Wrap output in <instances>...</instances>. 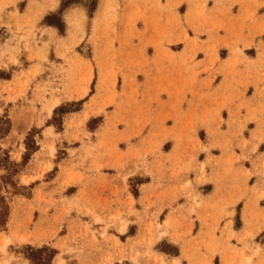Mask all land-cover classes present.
Instances as JSON below:
<instances>
[{
  "label": "crops",
  "instance_id": "obj_1",
  "mask_svg": "<svg viewBox=\"0 0 264 264\" xmlns=\"http://www.w3.org/2000/svg\"><path fill=\"white\" fill-rule=\"evenodd\" d=\"M35 1L42 2L0 0V42L11 35L7 22L11 24V30L16 31V18H9L8 13L17 9L22 14L17 20L22 27L17 32L19 35L26 28L29 15H32L29 6L32 10L37 7ZM60 1L57 0L54 8L43 11L35 21L37 26L47 27L46 31H54L52 40L65 36V15L71 9H81L84 14L86 12L81 5L65 8L61 13L65 31L60 33L57 27L42 21L46 14L59 8ZM151 1H136L134 16L138 20L135 22L134 34L128 32L132 24L126 15L116 24L118 35L126 40L119 50L123 52L121 60L126 74L123 88H128L133 73L137 72L142 76L139 82L141 85L138 105L143 104L144 108L148 105L153 107L151 124L146 125V131L139 134L143 126L137 121L143 112L135 113V108L125 115L127 123L114 130L111 126L117 116V107L110 109L107 114L110 119L109 131L103 134L106 129L100 130V127L104 128L105 117L97 127L90 128L88 123L101 116V112L96 111L98 104L92 102L97 93L96 86L94 91H90V84L86 96L79 98L83 99L79 109L65 112L63 115L62 129L46 123L53 110L43 123L37 124L36 115L31 123L30 127H39L42 136L46 127H52L56 137L47 136L44 140L53 142L55 152L59 141H67L62 137L65 130L68 136L77 133L84 144L80 139H70L68 142L71 145L65 148L66 151L62 153L64 156L56 160L48 155L46 149L41 152L39 146L16 173L15 184L22 191L11 194L10 198L6 197L7 205L4 211L1 212L0 207V216L4 217L0 233L7 239L3 244L7 241V248L14 250L16 256L26 259L27 264L29 259L21 252L23 247L49 245L55 250L53 259L60 252L59 246L63 243L82 247L83 262L86 259L99 258L97 251L91 248L100 246L115 256L113 264L118 261L119 264H160V257L165 264H174L173 259H177L179 264H225L227 261L239 264L242 250L249 254L258 247V254L252 257L249 264H264V197L260 195L264 191V0H211L206 5L202 4L205 7L203 15L196 14L198 6L193 0H182L173 7L172 10L178 12L180 20L185 24L189 37L194 36L190 32L195 31L192 27L198 24L202 29L198 30L202 34L198 35L200 40L212 39L214 42H220L216 50L217 59L213 65L211 88L200 98H188L180 108L172 97L163 94L166 80L163 72L172 67L176 69L172 64L164 63L165 60L162 59L165 52L159 47V41L164 34L163 27L167 26L166 10L160 7V4L166 8L168 5L165 0H160L159 4L156 1L151 4ZM99 2L100 0L97 1L93 15ZM202 5L199 6L200 9ZM180 6L183 10H180ZM248 11H254L252 17L250 16L252 22L247 18ZM102 33L103 28L99 31L100 35ZM178 35L182 37L183 32H170L169 45L183 43V40H178ZM166 36L167 33L164 34V37ZM15 41L16 39L13 42ZM28 41L31 48L35 49L31 38ZM235 45L240 52L234 50L232 46ZM17 46L18 51L13 54L18 62H11L6 54L0 64V118L7 119V129L0 136V145L15 139L16 136L12 134L14 117L27 109H19L21 96L12 98L18 92L19 85L28 80L26 93L30 95L36 83L41 85L45 82L42 76L48 68L46 63L42 62L43 69L32 77L31 71L40 61L36 58L29 59V50L24 47L23 41H19ZM138 49L144 56L137 52ZM247 50L253 51L248 54ZM51 51L53 50H50V53ZM170 52L176 59L182 50L170 48ZM196 56V61L206 58L200 49L196 51ZM21 60L23 65L20 64ZM125 60L128 65H125ZM162 77L165 78L163 82ZM247 79L252 83H247ZM238 91L244 95H239ZM125 99L123 97V104ZM76 100L62 98L60 104ZM129 101V104H135L132 100ZM85 111H88V116L80 122ZM188 120L197 122L198 129L205 131L210 127L213 130L207 142L208 151H198L196 162L190 163L187 162L186 152H183V141L177 140V136L183 135L182 126ZM69 122L71 124L66 126ZM16 123L18 128V119ZM29 129L22 137H25ZM98 130L101 134L95 135ZM84 132L89 136H85ZM156 133L160 134L159 138L167 133L169 135L160 140L159 150L152 156L145 151L146 140ZM125 135H128L127 140ZM20 139L15 142L17 147L20 145ZM213 141L220 143L223 148L212 143ZM167 144L169 146L165 148ZM68 149L72 150L71 155ZM25 150L24 147L19 151L16 162L21 161ZM144 155L146 164L140 161ZM36 156L38 161H51L52 166L41 178L32 179L25 184L27 179L21 183V175L35 173L29 171V166L34 164ZM120 157L127 168L133 162L136 164V169L133 168L134 171L125 177L126 190L122 188V179L116 177L117 161ZM68 159L72 160L73 169L80 173L81 180L62 186L55 180L61 172V166L66 164ZM201 162L204 163V176L197 180ZM145 165L151 170V174L144 173ZM52 170H55L53 177H47V173ZM2 171L0 169V175ZM135 176L147 177L137 183L136 195L130 191L128 184L129 178ZM1 187L4 188L0 177V191ZM128 194L132 196L131 208L136 214L128 212ZM69 203L74 206L66 212ZM147 208L149 212L146 217ZM86 209L93 210L103 220L93 221L92 215L85 212ZM116 210L122 212V217L129 219L124 232H118L115 227L109 225L106 233L102 234L108 216ZM237 217L238 225L235 224ZM165 219L169 221L166 227L168 233L149 244L141 230L144 224L148 221L159 222L162 223L163 229L166 226L163 224ZM85 223H89L93 228L94 240L91 231L86 230ZM37 228H40L44 239L39 244H29V236L31 237V233ZM230 232L234 235L228 236ZM83 233L86 235L83 236ZM113 237L118 238V244ZM163 240L175 246L176 252L168 253L158 249L157 245ZM119 254H123L120 259ZM133 255L135 260L130 259ZM74 262L80 264L76 257Z\"/></svg>",
  "mask_w": 264,
  "mask_h": 264
},
{
  "label": "rangeland",
  "instance_id": "obj_2",
  "mask_svg": "<svg viewBox=\"0 0 264 264\" xmlns=\"http://www.w3.org/2000/svg\"><path fill=\"white\" fill-rule=\"evenodd\" d=\"M98 0H79L77 3H71L68 7L74 5H81L86 11L85 14L81 9L73 8L69 11L65 17L67 22V29L66 34L63 37H57L56 40H52V35L54 31L50 29V31H46L47 27L45 26H37L36 20L40 16V14L45 11L47 8H54L57 5V0H42V2H36V9L32 10L31 6H29V12L32 11V15H29V20H27L26 28L23 30L22 33L19 35L17 34L18 31L22 29L21 25L18 23V17L22 16L18 12L17 9L14 12H9V18H16V31L14 32L11 30V24L8 22L7 28L11 32L9 38L5 39L3 42H0V64L3 63L2 58L7 54L8 59L13 62L17 63V57L13 54L14 51H18V42L23 41L24 47L29 50V59L36 58L39 64H36L35 69L31 71L32 77L36 76L40 70L43 69L42 62H45L48 68H46V74H43V78L45 82L41 85L36 83L32 92L29 94L26 93L28 80L24 81L19 85L18 92L15 96H21L22 100L19 103V109H23L26 107L27 109L22 113L18 114L14 117V127L12 134L15 139L12 141L2 142L0 145V169L3 170L2 174L0 175L1 180L3 182V186L6 189L1 187V195L0 197V207L1 212L5 210L7 205V198H10L11 194L17 193L22 191L20 187L15 184V177L16 173L21 168V164L30 158L31 153L36 150L39 146H41V152L46 149L48 155L53 156L54 160L63 157L66 147L71 145L68 141L70 139H82L78 136L77 133H74L68 136L67 131H64L62 137L66 138L67 141H59L57 152H55V146L53 142H46L44 140L45 137L51 136L55 138L56 135L52 130L51 126H48L43 131L44 136L40 135L39 127H30L31 123L36 115V122L37 124H41L44 122V119L51 115L52 110L53 114L50 118L47 119L46 123L53 124L57 129H62V117L65 112L77 110L79 109L80 104H78L79 98H83L86 96L88 92V85L90 84V91H94L95 86L97 93L94 96L95 102L98 104L96 111L101 112V116L96 119L91 120L88 123L90 128H95L100 122H103V118H106L104 128L100 127V130L106 129L103 131L105 134L110 129V119L107 118V114L109 110L117 107L118 112L117 116L115 117L114 121L112 122V126L114 130L116 127H121L126 124V119L124 118L125 115L127 116V112L132 108H135L133 112H143V115L140 116L139 121H137L141 127L139 130V134L143 131H146V125L151 124V114L153 107L148 105L144 108V105H138V99L140 94V85L141 83V75L137 74V72L133 73L131 80L129 81V86L127 89L124 90L123 86L126 81V74L124 72V64L123 60H121L122 51H119L123 43L126 41L125 39L121 38L118 35L116 24H119L126 15L130 20L131 24L128 28V32L134 34L136 29L135 22L136 19L134 16V7L136 5V1L139 0H100L98 4V8L94 12L89 10L96 4ZM144 1L149 0H142ZM156 1L158 4L160 0H152L151 4ZM182 0H165L167 6L160 4V7L165 8L166 10V24L167 26L163 27L164 34L167 33V36L164 37V34L159 41V47L164 50V56L162 60H165L167 64H172V66L176 67L163 72V75L166 77H162L163 82L165 80V88H163L164 95L167 97H172L174 99V103L178 104V107H182V103L188 100V98L192 97H202L204 94L211 88L212 79L211 76L214 73L213 65L215 60L217 59L216 50L220 45V42H214L212 39L200 40L198 35L201 36L198 32L202 31L201 27L198 24H195L192 28L195 30L193 32V37H189L186 31V26L180 20V15L177 11H173V7L179 4ZM192 1V0H189ZM213 1V0H212ZM215 1V0H214ZM193 2L198 6L196 10V14L203 15L206 5L211 2V0H193ZM203 4V5H202ZM202 5L200 9L199 6ZM180 10H183L182 6H180ZM247 18L252 22L253 13L248 11ZM89 14L92 16L91 25H90V17ZM1 22V18H0ZM133 22V23H132ZM187 22V21H186ZM103 28L102 35L99 34L100 29ZM180 30L183 32V36L180 37L178 35V40H183L182 44L177 45H169L171 39L169 38V34L172 31ZM36 34H39L37 36ZM179 37L181 39H179ZM33 41L35 45V49L31 48L29 39ZM210 38V36H208ZM14 39H16L15 42ZM235 51L240 52L241 50L235 45ZM231 47V48H232ZM170 48L172 49H181L182 52L179 53V56L174 59L173 53L170 52ZM140 49V48H139ZM138 49V50H139ZM200 49L205 53V57L202 60L196 61V51ZM50 50L51 51L50 53ZM189 50L190 52H186ZM253 50H247L248 54L252 53ZM141 55V50L137 51ZM195 53V54H194ZM171 55V56H170ZM144 56V55H141ZM23 65V61L20 62ZM20 65V67H22ZM125 65H128V61L125 60ZM94 76V77H93ZM93 77V79H92ZM41 79V78H40ZM93 80V81H91ZM251 82L247 79V83ZM239 95H244L243 92H239ZM123 97L126 98L124 104ZM62 98H67L76 101H70L67 103L60 104ZM56 102L53 104V101ZM132 100L135 104H129ZM53 104V105H51ZM60 104V106H59ZM52 106L49 112H46L45 109L47 107ZM58 106V107H57ZM45 107V109H44ZM57 107V108H56ZM55 109V110H54ZM88 116V111L83 113L80 122L84 120ZM19 120L18 128L15 127L16 120ZM69 123H66V126H69ZM186 125V126H185ZM149 127V126H148ZM7 128V119L1 117L0 118V136ZM28 133L25 137H22L25 131L28 129ZM183 128V135L177 136L178 142L183 141V152H186L187 162L190 163L192 161L196 162L197 156L196 153L198 151H208V140L210 139L213 130L210 127H207L204 130L197 128V122L188 120L184 122ZM16 129V130H15ZM145 129V130H144ZM100 130L95 135H100ZM138 132V131H136ZM85 136H89L88 133L84 132ZM169 134H165L164 136L160 137L159 133L153 134V136L148 140H146L147 148L146 153L151 154L152 156L156 151L159 150L158 145L160 140L165 139ZM58 136V135H57ZM21 138V139H20ZM19 140L20 145L16 146V141ZM128 139V135H125V140ZM244 141V140H243ZM213 141L212 143H214ZM246 141H244L245 143ZM207 143V145H206ZM82 144L83 141H82ZM219 147L223 146L216 142L214 143ZM169 144L165 145L167 148ZM25 147L24 154L22 155V159L20 162H16L15 159L19 158V151ZM70 155L72 154V150L68 149ZM24 157V158H23ZM202 155H199L201 158ZM72 158V157H70ZM134 159V158H131ZM140 161L145 162L146 164V156L140 158ZM34 164L29 166V171L35 172L33 175H21L20 182L24 183L23 181L28 183L32 179L41 178L43 173L52 166V162L49 160L38 161L37 156L34 157L33 160ZM63 166H61V172L58 177H56L55 182L62 186H66L75 182H79L81 180L80 173L74 171L73 163L71 159H68ZM68 163V166H67ZM117 178L122 179V188L126 190L125 185V177L127 174L133 172V168L136 169V164L133 162L128 168L124 166V161L122 157L119 158L117 161ZM56 169V167H54ZM199 177L197 180H201L202 176H204V163L201 162L199 165ZM143 171L144 173L151 174V170L144 166ZM55 174V170L50 171L47 173V177H53ZM26 178H22V177ZM145 178L143 176H135L129 178V189L130 191L136 195L137 194V183L142 182ZM261 196L264 197V191L260 193ZM132 196L128 194V203L129 208L128 212L131 214H136V211H133L132 206ZM193 201H196V198H193ZM74 206V204L69 203L66 212H68L69 208ZM77 206V203L75 204ZM88 214L92 215V219L95 222H101L103 218H101L98 214H95L93 210H87ZM149 212L147 208V213ZM4 217L3 215L0 216V226L3 224ZM244 221L247 222L246 218L244 217ZM129 219L122 217V212L116 210L115 213L110 214L108 216L107 222L103 226L102 234L106 233V228L109 225H112L116 228L118 232H124ZM162 223L159 222H147L144 224V227L141 229L143 231V235L145 239H148V243L151 244L155 240L161 238L163 235L168 233L167 226L169 224L168 219L163 220L164 228L161 229ZM235 224H239L238 217L235 219ZM85 228L89 232L91 231V235L93 240L95 239L93 235V228L89 223H85ZM71 229V226H69ZM87 233V232H86ZM247 235H251L250 232H246ZM83 236L86 234L83 233ZM229 235H234V233L230 232ZM0 264H27V260L16 256L14 254V250H9L7 248V241L5 245L3 244L5 237L0 233ZM76 235H74L75 237ZM43 233L40 232V228H37L36 231L32 234L31 237L29 236V244H36L40 243L43 240ZM115 242L118 244V238L113 237ZM5 246V247H4ZM45 247H33L32 250L26 249L23 247L21 252L24 255L29 256V264H40L41 261L38 257L47 258L48 255L53 253V248L49 245H44ZM43 247V248H42ZM158 249L169 252L173 251L172 245L163 240L157 245ZM60 252L57 253L53 259H51L52 264H55L56 260L60 258L62 260V264H75V257L79 261L80 264H113V259L115 258L114 255L109 252V250H104L102 247H92L93 251H97L99 254V258H91L86 259V261H82L81 254L84 251L82 247H73L71 245H67L63 243L59 246ZM40 250V251H36ZM121 251V250H120ZM241 254V261L239 264H249L252 261V257L258 254V247L253 249L249 254H245L242 250ZM123 254H119L118 258L120 259ZM75 256V257H74ZM131 260H135V256L130 257ZM50 261V264H51ZM174 264H179L177 259H173ZM120 262L118 261L117 264ZM160 264H165L162 257H160ZM224 264V262H223ZM225 264H233V262L227 261Z\"/></svg>",
  "mask_w": 264,
  "mask_h": 264
},
{
  "label": "trees",
  "instance_id": "obj_3",
  "mask_svg": "<svg viewBox=\"0 0 264 264\" xmlns=\"http://www.w3.org/2000/svg\"><path fill=\"white\" fill-rule=\"evenodd\" d=\"M79 2V0H61L60 1V5L59 8L54 11V12H50L49 14H46L43 17V23H47L48 25H54L55 27H57V29L59 30L60 33H64L65 31V22L63 21V18L61 16L62 11L67 8L71 3H77ZM95 9V5L89 10V12ZM89 16H91V14H89ZM83 101V99H80L78 101V104H81ZM78 109V108H76ZM55 110V109H54ZM7 129V128H6ZM5 129V131H6ZM4 131V132H5ZM24 158V157H23ZM45 247V246H43ZM42 247V248H43ZM172 248H174L173 251H170V253H175L176 252V247L172 245ZM26 249H30L32 250V246H27ZM36 251H40V250H36ZM55 250H53V253H51L50 255L47 256V258L44 257H38V259L41 261L40 264H50V261L54 255ZM27 258H29V256L25 255Z\"/></svg>",
  "mask_w": 264,
  "mask_h": 264
},
{
  "label": "bare ground",
  "instance_id": "obj_4",
  "mask_svg": "<svg viewBox=\"0 0 264 264\" xmlns=\"http://www.w3.org/2000/svg\"><path fill=\"white\" fill-rule=\"evenodd\" d=\"M56 100L57 99H55V101H53V104L56 102ZM53 104H51V105H53ZM49 106V107H47V109H45V107H44V109L46 110V112H49V111H47V110H50L51 109V107L52 106ZM17 124V123H16ZM16 127V126H15ZM18 127V126H17ZM16 130V129H15ZM14 131V130H13ZM15 132V131H14ZM55 264H62V260L60 259V258H58L57 260H56V262H54Z\"/></svg>",
  "mask_w": 264,
  "mask_h": 264
}]
</instances>
